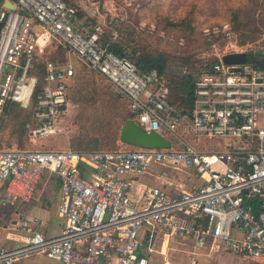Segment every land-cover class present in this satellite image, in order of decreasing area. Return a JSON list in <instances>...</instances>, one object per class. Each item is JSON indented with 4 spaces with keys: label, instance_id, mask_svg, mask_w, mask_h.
Returning a JSON list of instances; mask_svg holds the SVG:
<instances>
[{
    "label": "built area",
    "instance_id": "2783aa9c",
    "mask_svg": "<svg viewBox=\"0 0 264 264\" xmlns=\"http://www.w3.org/2000/svg\"><path fill=\"white\" fill-rule=\"evenodd\" d=\"M76 20L77 8L66 0H0V127L17 105L31 112L32 142L61 133L75 60L105 77L127 99L131 118L169 139L171 147L0 148L8 200L29 202L49 171L60 182L58 213L64 219L58 235L35 231L23 245L0 247V264L34 253L64 264H149L144 227L150 237L183 238L195 248L224 249L248 264H264V69L247 61L227 64L226 53L216 56L218 63L195 81L186 115L168 100L156 68L142 73L99 42L100 27L86 32ZM53 45L63 47L68 58H47ZM192 135L236 141L205 151L187 142ZM152 164L181 166L207 181L177 195L151 185L134 195L131 175Z\"/></svg>",
    "mask_w": 264,
    "mask_h": 264
},
{
    "label": "rangeland",
    "instance_id": "374dc122",
    "mask_svg": "<svg viewBox=\"0 0 264 264\" xmlns=\"http://www.w3.org/2000/svg\"><path fill=\"white\" fill-rule=\"evenodd\" d=\"M78 6L85 16H77L79 28H92L99 25L107 28L122 20L129 21L156 49L166 51L173 56L194 55L204 58L209 52L222 56L232 51H264V0H69ZM241 8L240 20L252 22L247 29H234L229 23L231 8ZM193 11L197 29L193 37L181 27H171L169 21H179ZM79 15V14H78ZM232 30L227 36L225 30ZM258 29L254 34L253 30ZM256 37L253 41L242 43L243 36ZM214 35V38L212 36ZM196 38L193 41L190 38ZM211 44H205L204 41ZM47 58H68L63 47L51 46L46 51ZM78 82L70 92L68 110L61 120V133L38 137L32 142L27 133L20 140V122L25 120L28 111L15 109L2 119L0 127V148H64L71 146L88 150L90 148L112 149L125 146L118 134L122 120L129 113L127 99L114 91L110 82L100 74L92 72L79 61H75ZM81 67L82 69H80ZM85 68V73L81 71ZM188 66L182 65L174 57L167 68L168 73L184 75ZM167 81V80H166ZM168 88V86H167ZM168 92V90H167ZM21 114L19 117L16 114ZM23 140V141H22ZM20 141L24 143L20 146ZM234 137L189 136L187 142L205 151H216L235 142ZM192 172V171H190ZM187 169L170 166L156 172L169 179L199 181V178ZM39 186V185H38ZM9 207H12L9 205ZM188 250L183 248L182 251ZM185 253V252H181ZM227 264H246L242 257H235Z\"/></svg>",
    "mask_w": 264,
    "mask_h": 264
},
{
    "label": "crops",
    "instance_id": "0c3cea01",
    "mask_svg": "<svg viewBox=\"0 0 264 264\" xmlns=\"http://www.w3.org/2000/svg\"><path fill=\"white\" fill-rule=\"evenodd\" d=\"M81 72L84 74L85 68ZM76 82H78L77 71L75 84ZM73 89L74 86L69 92H72ZM170 166L181 167L172 164H152L145 173L132 174V193L137 195L143 187L151 185L162 187L170 194L177 195L181 191L195 190L207 181L206 176L198 175L193 170L188 169L189 172L192 171L190 173H194L199 178V181H192L190 177L184 180L169 179L156 173ZM38 185L33 198L29 202L14 204L8 200L6 183L0 180V247L12 248L19 244L23 245L35 231L41 232L47 237L59 234L64 225V219L58 213L60 182L53 173L46 171L43 173ZM9 205L12 207H9ZM34 220H37V222L34 223ZM141 237L144 243L143 251L149 258V264H227L236 256L239 257V255L224 249L195 248L190 241L183 238L166 241L161 236L150 237L147 227L142 229ZM148 248H152V251H149ZM183 248H188V250H185L186 254L181 253L185 252L182 251ZM242 258L248 264L247 260L244 257ZM15 264L64 263L49 258L42 253H34L20 258Z\"/></svg>",
    "mask_w": 264,
    "mask_h": 264
},
{
    "label": "trees",
    "instance_id": "16d2710c",
    "mask_svg": "<svg viewBox=\"0 0 264 264\" xmlns=\"http://www.w3.org/2000/svg\"><path fill=\"white\" fill-rule=\"evenodd\" d=\"M69 4L74 5L77 8V16L83 18L85 13L79 12L78 6L69 0H66ZM231 23L234 29H247L252 22L249 20H244L242 22L240 20L241 8H231ZM189 16L180 19L179 21H169L168 25L173 27H181L185 33L188 34V37H193L195 31L197 29L194 24L193 11L189 12ZM79 14V15H78ZM77 21V20H76ZM100 27L99 25H95L92 28H81L86 32H91L94 30V27ZM137 26H133L129 21L122 20L120 23L113 25L110 21L107 24V28H103L100 30V39L99 42L109 50L113 51L119 56L128 57L131 59L137 66V68L142 72L146 73L150 70L156 68L160 75H162L166 81V85L168 86L167 97L168 100L175 108H177L183 114L189 115L191 109L193 107L194 102V86H195V76L200 74L202 70L212 68L216 63H218V58L216 56L197 58L194 55H181V56H173L168 54L166 51L156 49L151 44L143 38L140 31L137 30ZM116 33V34H115ZM253 33H258V29H254ZM212 38L216 39L214 35ZM244 40L242 43L253 41L256 37L250 38V36H243ZM193 41L196 38H190ZM205 44H211L210 41H204ZM176 58L178 62H180L184 66H188V71L186 74L178 75V74H170L167 71L169 66V62L171 58ZM58 58V57H56ZM53 58V59H56ZM247 62L251 64L253 67L264 69V51H247ZM15 109H20L17 105H12L9 112L14 111ZM24 110V109H22ZM28 111V110H25ZM8 112V113H9ZM29 114L26 116L25 120L20 122V140L23 138V134L28 132V126L31 122V112L28 111ZM21 114L17 113L16 116H20ZM131 112L122 120V125L127 118H131ZM122 127V126H121ZM121 127L118 128L120 132ZM118 132V134H119ZM23 141V140H22ZM20 141V146H23L24 143ZM22 148V147H19ZM76 150H84L79 147L74 148ZM89 148L88 150H96L98 148ZM115 149V148H112Z\"/></svg>",
    "mask_w": 264,
    "mask_h": 264
},
{
    "label": "water",
    "instance_id": "95a60500",
    "mask_svg": "<svg viewBox=\"0 0 264 264\" xmlns=\"http://www.w3.org/2000/svg\"><path fill=\"white\" fill-rule=\"evenodd\" d=\"M14 8V6H11ZM25 13V12H23ZM227 64H240L247 61V52H230L222 57ZM200 79V75L195 76V81ZM119 139L123 144L141 148H170L169 139L154 131H146L134 119L127 118L123 123Z\"/></svg>",
    "mask_w": 264,
    "mask_h": 264
},
{
    "label": "bare ground",
    "instance_id": "6f19581e",
    "mask_svg": "<svg viewBox=\"0 0 264 264\" xmlns=\"http://www.w3.org/2000/svg\"><path fill=\"white\" fill-rule=\"evenodd\" d=\"M167 264H170V263H167Z\"/></svg>",
    "mask_w": 264,
    "mask_h": 264
}]
</instances>
